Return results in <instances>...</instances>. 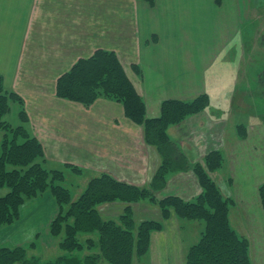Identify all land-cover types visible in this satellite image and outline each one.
I'll list each match as a JSON object with an SVG mask.
<instances>
[{
	"label": "crops",
	"instance_id": "obj_1",
	"mask_svg": "<svg viewBox=\"0 0 264 264\" xmlns=\"http://www.w3.org/2000/svg\"><path fill=\"white\" fill-rule=\"evenodd\" d=\"M262 36L264 0H155L153 5L143 0H0V75L5 87L25 101L28 127L45 150L48 169L73 164L95 177L104 173L124 182L146 179L153 166L141 127L126 119L121 105L107 100L85 108L59 99L57 80L78 60L103 49L117 54L146 101L149 117L160 116L164 100L190 101L208 94L209 109L171 127L170 139L190 161L195 159L192 162L203 161L209 150L222 152L225 165L213 177L218 176L225 195L235 201L231 225L233 219L237 226L235 214L257 212L259 221L249 220L247 228H237L250 240L252 264H264V209L259 196L264 183V113H259L264 110V93L255 96L258 86L264 87V69L251 71L252 82L248 72ZM230 52L241 54L240 59L231 64L230 71L223 70L219 63ZM238 84H247L240 88L246 97L247 91L251 93L249 108L242 94H235ZM239 100L240 111L235 109ZM19 110L18 104H12L9 117L13 126L20 124ZM242 125L245 140L238 136ZM3 137L0 131V146ZM154 158L158 166L156 152ZM190 174H185L190 179L181 174L171 178L166 193L194 200L201 189ZM175 177L186 183H173ZM42 197L54 207L46 225L49 229L58 213L50 192L27 203L18 223L26 209L39 207L31 203ZM136 206H142L139 211L146 217L161 219L155 205ZM124 207L106 204L100 211L119 217ZM196 225L198 232L187 234ZM16 227L0 230L1 246L5 245L4 235H13ZM202 231L201 222L172 216L163 231L152 234L147 254L150 263L185 264L191 242L199 240ZM188 237L193 239L186 243ZM16 238L24 246L35 241Z\"/></svg>",
	"mask_w": 264,
	"mask_h": 264
},
{
	"label": "trees",
	"instance_id": "obj_2",
	"mask_svg": "<svg viewBox=\"0 0 264 264\" xmlns=\"http://www.w3.org/2000/svg\"><path fill=\"white\" fill-rule=\"evenodd\" d=\"M143 1L155 3V0ZM134 69L139 72L137 66ZM57 96L87 107L99 99L121 104L126 117L142 126L145 142L157 149L161 164L148 187L128 185L109 174H101L93 177L81 196L73 200L71 191L62 185L66 179L64 171L44 166V148L28 127L25 101L5 87L0 75V131L4 133L0 146V189L8 188L7 194L0 196V230L16 223L27 203L50 192L58 213L50 223L49 232L59 240V248L65 253L54 261L43 262L29 255L35 243L30 247L3 245L0 264H134L135 259L149 253L152 234L163 231L165 222L173 215L204 223L201 237L189 248L185 264H252L250 240L239 235L230 222L235 201L224 197L211 176L223 168L224 155L212 150L203 163L192 164L168 133L170 127L206 112L211 105L208 94L190 101L165 100L160 116L148 118L146 103L117 54L100 49L90 58L80 59L58 79ZM14 103L20 106L18 126L8 119ZM65 167L75 173L82 171L73 164ZM190 171L202 189L195 200L173 195L158 199L171 174ZM259 196L264 209V183L259 187ZM145 200L159 207L160 220L136 221L134 205ZM114 203L126 206L116 220L105 219L98 207ZM77 253L83 255L76 256Z\"/></svg>",
	"mask_w": 264,
	"mask_h": 264
},
{
	"label": "rangeland",
	"instance_id": "obj_3",
	"mask_svg": "<svg viewBox=\"0 0 264 264\" xmlns=\"http://www.w3.org/2000/svg\"><path fill=\"white\" fill-rule=\"evenodd\" d=\"M258 50H256L255 49V52L252 54V55H254L255 57H254V59H251L252 61H253V65H252V67H251V65H249V68H248V72L250 73V75H249V81L250 82H252V79H251V71H252V73H254V71H255V68H257V67H259V69H261V71H262V69H264V68H262L263 66H264V36H262V37H259L258 38ZM243 49L244 48H242V51H243ZM230 54H231V56H230ZM230 54H228V57L225 59V60H221L220 61V63H219V66L220 67H222V66H224L222 69L223 70H225V69H227V70H229L230 71V68L229 67H231V64L233 63V62H235V60L236 61H238L239 59H240V55L241 54H239V53H235V52H230ZM248 54H250L249 52H248ZM230 56V57H229ZM79 61V60H78ZM250 61V60H249ZM248 61V63L250 64L251 63V61L249 62ZM260 71V72H261ZM2 76V75H1ZM248 80V79H247ZM57 82H58V80H57ZM241 86H246L247 87V84H244V85H242V84H238V85H236L235 86V88L234 89H236L237 91H235V94H237V95H239V94H242V101L244 102V104H245V106L247 107V108H249V105H250V94L251 93H249V91H247V97L245 96V94H246V91H244V89L242 90L240 87ZM263 86H264V83H263ZM252 87H254V84H253V86ZM228 88H230V87H228ZM258 90H256V92H255V96H257V95H259V96H262L261 94H263L264 93V87H262L261 88V86H258V88H257ZM247 90V89H246ZM56 97H58L57 96V87H56ZM143 98V97H142ZM60 99V98H59ZM210 99H211V97H210ZM62 100H64V99H62ZM100 100H107V99H99L98 101H100ZM170 100V99H169ZM65 101H68V102H71V103H76V102H72V101H69V100H65ZM98 101H96L93 105H91V106H89V107H87V106H85V105H82V104H80V103H76V104H80V105H82V106H84L85 108H91L92 106H94ZM107 101H109V102H112V103H114V104H118V105H121V104H119V103H117V102H114V101H110V100H107ZM145 101V100H144ZM165 101V100H164ZM163 101V102H164ZM162 102V103H163ZM145 103H146V101H145ZM14 104H16V103H14ZM162 105V104H161ZM238 105H240V106H238ZM122 106V105H121ZM26 107V106H25ZM146 107H147V105H146ZM122 108H123V106H122ZM235 109H237L238 111H240V110H242L241 109V103H240V100H239V102H237V104L235 105ZM11 110H12V108H11ZM123 110H124V108H123ZM20 111V110H19ZM254 112V111H253ZM260 112H262V113H264V110L263 111H259V113ZM11 113V112H10ZM125 113V112H124ZM19 114V113H18ZM10 115V114H9ZM9 115H8V119L11 121V117H9ZM147 116H148V113H147ZM125 117H126V115H125ZM148 118H152V117H149L148 116ZM154 118V117H153ZM126 119H128L127 117H126ZM189 119V118H188ZM129 121H130V123L132 124V125H134V126H137V127H141V129H142V133H143V128H142V126H139V125H136L135 123H133L130 119H128ZM186 122V121H185ZM187 124V123H186ZM240 126H238V129H239V132H238V136H239V138L241 137L243 140H245L246 139V137H247V133H245V129L244 128H239ZM242 127H243V125H242ZM171 128V127H170ZM170 130V129H169ZM242 131H244V132H242ZM168 133H169V131H168ZM170 136V135H169ZM143 137H144V134H143ZM144 141H145V139H144ZM146 143V142H145ZM146 145H147V148H148V154L149 155H151V158H150V162H151V164H153V166L152 167H150V173H148V175H147V177H146V179H143V177H141L140 179H138V180H131V181H127V182H124V181H121V180H118L117 178H115L116 180H118L119 182H123V183H126V184H128V185H132V186H136V187H139V188H145V187H148L149 185H150V183H151V181H152V179H153V176H154V174L156 173V171H157V169L159 168V166H160V164H161V157H160V155H159V153H158V151H157V149L156 148H154V147H152V146H149L147 143H146ZM152 150H154V151H152ZM214 150H217V149H214ZM210 151H212V150H209L208 152H207V154L210 152ZM155 152H156V154L158 155V157H159V164H158V166H157V160H155V158H154V155H155ZM44 153H45V150H44ZM206 154V155H207ZM192 157V156H191ZM225 158V157H224ZM191 159H194L193 157L191 158ZM45 160H46V158H45ZM192 161H195V159L194 160H192ZM191 161V162H192ZM203 163V161H196V162H192V164L194 163ZM224 165H225V163H224ZM44 166H46V161H45V163H44ZM66 166V165H65ZM64 166V168L62 169V168H60V167H56V166H49V168L50 169H61V170H63L64 171V173H65V176H66V179H65V181L62 183V185L64 186V187H66V188H68L70 191H71V193H72V199L73 200H76L77 198H79L80 196H81V194L85 191V189H86V187H87V185H88V182L91 180V178H93V177H95V175L94 174H91V172H89V171H86V170H84L83 168H81V167H79V166H77V165H75V166H77V167H79L80 169H82V171L81 172H78V173H75L74 171H72V170H70L69 168H66ZM156 166H157V168H156ZM47 167V166H46ZM224 167V166H223ZM156 169V170H155ZM218 172V171H217ZM190 174V176L191 177H194L195 176V174L193 173V171H190V172H187V173H182V172H180V173H174V174H171L170 176H169V178H168V183H169V181L171 180V178H173L174 176H177V175H180L181 174V177L182 178H188L187 177V175H185V174ZM216 173V172H215ZM104 174V173H103ZM193 174V175H192ZM212 176V178L215 180V182L219 185V187H220V189H221V191H222V194L224 195V197H226V198H229V197H227V195H225V193L223 192V189H222V184H219L220 182H219V180H218V176H216V179L213 177V174L211 175ZM196 177V176H195ZM134 178V177H133ZM181 178V179H182ZM179 178H176L175 177V179L173 180V183H178V182H180L181 180H178ZM189 179H190V177H189ZM196 180H197V184H198V186L200 187V189H201V186H200V184H199V181H198V179L196 178ZM145 182V183H144ZM182 182H185L186 183V180L185 179H182V181H181V183ZM58 183V182H57ZM192 183H194V181L192 182ZM192 183H190V187H192ZM170 184H171V182H170ZM167 187H168V185H167ZM167 187H166V189H167ZM166 189L164 190V191H162L161 193H159L158 194V199H162V198H165V197H163V196H166V197H168V196H171V195H173V196H179V197H181V198H183V199H185V200H187V201H193L192 199H188V198H186V197H184V196H182V195H179V194H173V193H166ZM8 190V188H2V189H0V196H4V195H6L7 194V191ZM202 193V189H201V192L194 198V200L200 195ZM163 194H165V195H163ZM31 202V201H30ZM140 203L141 204H143V203H148V204H151V205H155V204H152V203H150L149 201H147V200H145V201H140ZM31 204H34L33 206H39V207H33L34 209L32 210V208L30 207L29 208V210L28 209H26V211H24V214H23V220H20L19 221V223L17 222V223H14V224H12V225H10V226H7V227H5V228H8V227H11V226H14L15 224L17 225V227H16V229H13V235H11V234H5L4 236L6 237V239L4 240L5 241V243H3V244H5V245H8V246H11V245H21V246H24L23 244H17L16 242H18V243H21V242H19V240H17V238L16 237H20L19 239H20V241H22V242H25V243H31V239H34L35 241H34V243H35V247H33V248H30L29 249V255L30 256H37V257H39L43 262H48V261H54V260H56L59 256H61V255H64L65 253L63 252V251H61L60 250V248H59V240H57L56 242H55V240L52 238V236L50 235V233H49V229H46V225L48 224V222H49V220H50V217H51V215H52V213L54 212V207H53V205H52V203L48 200V198H46V197H42V199H39V200H37L36 202H34V203H31ZM103 205H106V204H103ZM100 206H102V205H100ZM100 206L98 207L99 209H100ZM124 206H126V205H124ZM157 208H159L157 205H155ZM134 207H136V210L138 211L137 212V214H136V219H137V221L138 222H141V221H143V220H147V219H151V218H149L148 216L146 217L145 216V213H143V212H140L139 210H142V206H136V205H134ZM138 207H140V208H138ZM255 208V207H254ZM262 208H263V206H262ZM256 209V208H255ZM254 209V210H255ZM119 210V209H118ZM135 210V209H134ZM160 210V209H159ZM29 211V212H28ZM28 212V213H27ZM106 212H107V210L106 211H104L103 213L105 214H103V216H104V218L105 219H112V220H116L118 217L117 216H115V215H108V216H106ZM114 212V211H113ZM161 212V211H160ZM250 214V213H249ZM248 213L246 214V213H238V214H235V220L237 221L236 222V225L237 226H239V227H241L242 229H243V227L244 226H247V223L246 222H248L249 220L250 221H252V222H254V220H258L259 221V218H258V214H257V212H253V213H251L250 215H249ZM260 214H262V212H260ZM252 215H253V217H252ZM173 216H175V215H173ZM162 217V216H161ZM250 218V219H249ZM171 219V218H170ZM263 221H264V218H261ZM153 220H160V219H153ZM187 221V220H186ZM191 222H196V221H191ZM197 222H200V221H197ZM195 224H197V223H195ZM201 224H203V228H204V223L203 222H201ZM235 221L232 219V226H233V228L234 229H236V230H238V228H237V226H236V228H235ZM244 228H247V227H244ZM4 229V228H3ZM46 230H47V232H48V235L46 234ZM243 231V230H242ZM3 232V231H2ZM198 232V225H196V227H194V228H192V230H188V233L187 234H196ZM238 233H239V235H242V232L241 231H237ZM83 237V239H85L86 238V236L85 235H83L82 236ZM194 237L195 238H197V236L196 235H194ZM245 237V236H244ZM186 239V243H189V242H191L192 241V239H193V237H188V238H185ZM197 241L198 240H194L193 242H191V244H190V246H192V245H194L195 243H197ZM3 242V241H2ZM2 244V245H3ZM33 244V243H32ZM32 244H30V245H27V246H31ZM0 246H1V243H0ZM81 255H83V254H79V253H77L76 254V256H81ZM152 256V255H151ZM150 260H151V257H149V255H146L145 257H143V258H141V259H135V263L134 264H151L150 263Z\"/></svg>",
	"mask_w": 264,
	"mask_h": 264
}]
</instances>
